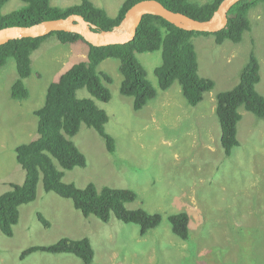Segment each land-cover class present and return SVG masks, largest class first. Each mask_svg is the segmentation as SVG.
<instances>
[{
  "label": "rangeland",
  "instance_id": "rangeland-1",
  "mask_svg": "<svg viewBox=\"0 0 264 264\" xmlns=\"http://www.w3.org/2000/svg\"><path fill=\"white\" fill-rule=\"evenodd\" d=\"M78 2L50 0L62 8ZM22 3L8 0L1 13L12 12ZM248 16L251 28L239 42L225 39L218 44L211 34L193 36L198 74L214 81L213 89L195 106L187 103L178 81L166 90L158 87L154 69L162 61L160 50L137 53L147 80L157 90L140 110L133 109L132 97L119 91V61L109 58L97 67L111 77V81L101 78L111 99L94 100L109 115L105 128L114 137L116 148L109 153L103 138L82 125L72 140L84 153L86 166L66 170L63 180L78 187L92 182L97 188L133 189L136 198L126 203L127 208L160 213L159 226L142 235L138 225L123 223L113 215L107 223L94 215L84 217L71 199L46 192L39 181L36 199L19 206L13 235L5 236L0 230V264H84L70 253L36 251L21 256L29 246L48 245L65 236L91 240L95 257L90 264H264V118L240 108V144L227 157L215 111L216 94L238 83L251 51L260 65L257 89L264 95L262 3L251 8ZM87 49L82 42L47 38L31 55L25 99L10 95L17 77L14 59L9 58L0 69V194L24 179L15 147L37 136L34 111L43 104L48 84L70 64L84 59ZM77 96L91 97L85 89L78 90ZM176 212L189 215L186 240L171 231L167 216ZM38 214L50 222L49 228Z\"/></svg>",
  "mask_w": 264,
  "mask_h": 264
},
{
  "label": "trees",
  "instance_id": "trees-1",
  "mask_svg": "<svg viewBox=\"0 0 264 264\" xmlns=\"http://www.w3.org/2000/svg\"><path fill=\"white\" fill-rule=\"evenodd\" d=\"M8 0H0V28L13 25H30L42 20L66 17L77 13L96 26V30H109L118 25L126 10L140 0H124L115 16L96 6L91 0H80L69 7H57L50 0H21L19 8L7 14L1 8ZM170 10L182 12L198 20L211 17L221 0L198 3L192 0H157ZM264 0H240L228 11L225 28L209 33L188 31L176 27L160 16L145 14L137 27L134 38L124 44L94 46L86 42L80 34L54 31L45 36L24 37L10 40L0 45V69L9 58L15 62L16 79L10 87L14 99H25L29 95L25 79L32 72V53L49 37L55 36L62 43H85L86 57L70 64L46 88L43 104L34 113L37 117V136L15 147V159L25 171L21 183H11V188L0 194V230L5 236L13 235V226L19 220V206L32 202L37 197V186L42 182L46 192L71 199L73 206L84 217L94 215L107 223L113 215L126 224H136L144 235L161 223L162 215L149 212L143 207L127 208L133 202L136 192L130 188H116L104 185L100 188L89 182L78 187L73 182L63 180L66 170L85 167L86 157L72 138L82 125L93 128L104 140L109 153L115 151V139L106 131L109 121L106 110L95 102L111 99L109 88L101 78L111 81L109 74L98 71L99 64L109 58L119 61L122 74L119 91L133 98V109H142L157 95L155 87L147 80V71L137 58V53L160 50L161 64L154 69L158 87L168 89L178 81L182 95L190 105L199 103L206 92L214 87L213 79L199 76L197 56L192 42L196 35H213L220 44L225 39L236 43L251 28L248 16L251 8ZM260 65L253 51L243 66L238 83L230 90L216 94V115L220 125V144L225 156L229 157L237 147L239 139L237 126L241 119L240 108L264 118V95L257 89L260 82ZM85 89L91 97H78L77 91ZM39 221L45 228L50 222L42 214ZM173 234L181 239L189 237V215L186 212L171 213L167 216ZM70 253L90 264L95 257L91 240L61 237L48 245H32L25 248L21 256L33 252Z\"/></svg>",
  "mask_w": 264,
  "mask_h": 264
},
{
  "label": "water",
  "instance_id": "water-1",
  "mask_svg": "<svg viewBox=\"0 0 264 264\" xmlns=\"http://www.w3.org/2000/svg\"><path fill=\"white\" fill-rule=\"evenodd\" d=\"M240 0H221L217 8L205 20H198L182 12L173 11L157 0H140L129 7L120 23L109 30H96V26L77 13L66 17L42 20L30 25H13L0 28V45L24 37L45 36L54 31H66L80 34L94 46L124 44L130 42L145 14L160 16L176 27L188 31L214 33L225 28L228 11Z\"/></svg>",
  "mask_w": 264,
  "mask_h": 264
},
{
  "label": "crops",
  "instance_id": "crops-1",
  "mask_svg": "<svg viewBox=\"0 0 264 264\" xmlns=\"http://www.w3.org/2000/svg\"><path fill=\"white\" fill-rule=\"evenodd\" d=\"M91 1L96 6L103 8L109 16H115L124 0H122V2H120L119 0L104 1V2H100V1L95 2L94 0ZM77 43H81V42H76L75 44Z\"/></svg>",
  "mask_w": 264,
  "mask_h": 264
}]
</instances>
